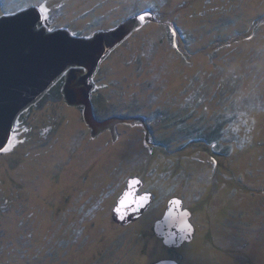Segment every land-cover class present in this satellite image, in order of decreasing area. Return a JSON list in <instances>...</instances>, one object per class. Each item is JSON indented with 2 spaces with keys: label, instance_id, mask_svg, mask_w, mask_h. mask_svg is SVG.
<instances>
[{
  "label": "rangeland",
  "instance_id": "rangeland-1",
  "mask_svg": "<svg viewBox=\"0 0 264 264\" xmlns=\"http://www.w3.org/2000/svg\"><path fill=\"white\" fill-rule=\"evenodd\" d=\"M31 7L87 39L153 16L94 78L101 120L144 117L149 134L93 139L64 80L26 109L0 155V264H150L173 198L197 231L181 264H264V0H0V17ZM132 177L153 198L122 227L112 210Z\"/></svg>",
  "mask_w": 264,
  "mask_h": 264
},
{
  "label": "water",
  "instance_id": "water-1",
  "mask_svg": "<svg viewBox=\"0 0 264 264\" xmlns=\"http://www.w3.org/2000/svg\"><path fill=\"white\" fill-rule=\"evenodd\" d=\"M148 20L153 22V16L146 12L87 39L66 30L50 32L45 12L37 7L0 17V154L9 147L20 115L62 80L65 103L83 108L93 139L109 132L114 140H120L118 126L123 125L143 127L147 142L149 128L144 117L112 116L101 120V109H95L92 100L94 78L103 60L140 32ZM141 186L138 178L129 181L128 189L112 210L115 224L129 226L148 211L152 196L138 195ZM190 220L191 213L183 208L180 199L174 198L155 223V235L170 248L191 242L194 226ZM154 264L177 263L163 260Z\"/></svg>",
  "mask_w": 264,
  "mask_h": 264
},
{
  "label": "flooded vegetation",
  "instance_id": "flooded-vegetation-1",
  "mask_svg": "<svg viewBox=\"0 0 264 264\" xmlns=\"http://www.w3.org/2000/svg\"><path fill=\"white\" fill-rule=\"evenodd\" d=\"M133 179V177L132 178H129L128 180H127V183H126V186H125V188L123 189V191H122V193L120 194V196L118 197V199H117V201L119 200V198L124 194V192L128 189V184H129V181L130 180H132ZM139 179V178H138ZM141 181H142V186H141V188L138 190V195H140V196H145V195H151L152 196V198H153V195L152 194H150L148 191H146L145 190V188H144V186H145V183H144V181L142 180V179H140ZM174 199V198H173ZM172 200V199H171ZM117 203V202H116ZM151 207V206H150ZM150 207H149V209H150ZM149 209H148V211H149ZM167 210V209H166ZM165 210V211H166ZM147 211V212H148ZM165 211H164V214H165ZM146 212V213H147ZM145 213V214H146ZM144 214V215H145ZM143 215V216H144ZM142 216V217H143ZM191 221V220H190ZM193 225V224H192ZM152 234H150V237L152 238V239H154L156 242H157V244H159V246L161 247V246H163L162 247V250L164 251V254H163V257L162 258H159V259H157V260H155V261H153V262H151L150 264H154V263H156V262H160V261H163V260H165V261H173V262H176L177 264H181V260H182V258H183V256H181V255H179V252H181V250L186 246V245H191L195 240H196V235H197V231L195 230V228H194V234H193V236H192V240H191V242H186V243H183L181 246H179V247H173V248H170V247H167V246H165L164 245V242H163V240L162 239H160V238H158L156 235H155V230H154V228H153V230H152ZM175 254L176 255H179V257L178 258H176V256H175ZM132 262H133V252H132Z\"/></svg>",
  "mask_w": 264,
  "mask_h": 264
},
{
  "label": "trees",
  "instance_id": "trees-1",
  "mask_svg": "<svg viewBox=\"0 0 264 264\" xmlns=\"http://www.w3.org/2000/svg\"><path fill=\"white\" fill-rule=\"evenodd\" d=\"M92 101L95 103V99L92 100ZM94 103H93V104H94ZM95 114H96V112H95ZM96 116H97V114H96ZM19 118H20V117H19ZM19 118H18V120H19ZM97 118H98V117H97ZM98 119H99V118H98ZM18 120L16 121V124H15V125H16V126H15V130H14V134H15V135H17L18 132H19V129H18V128H19V124H20V123H19ZM1 154H3V153H1ZM1 154H0V155H1Z\"/></svg>",
  "mask_w": 264,
  "mask_h": 264
}]
</instances>
